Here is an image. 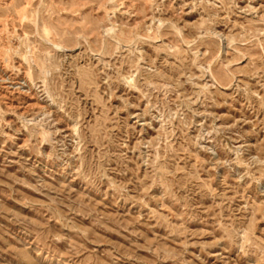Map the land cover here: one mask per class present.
Returning a JSON list of instances; mask_svg holds the SVG:
<instances>
[{
	"label": "rangeland",
	"instance_id": "rangeland-1",
	"mask_svg": "<svg viewBox=\"0 0 264 264\" xmlns=\"http://www.w3.org/2000/svg\"><path fill=\"white\" fill-rule=\"evenodd\" d=\"M0 264H264V0H0Z\"/></svg>",
	"mask_w": 264,
	"mask_h": 264
}]
</instances>
